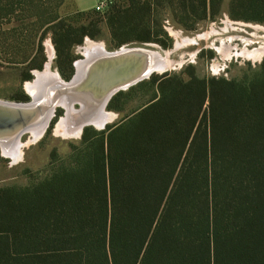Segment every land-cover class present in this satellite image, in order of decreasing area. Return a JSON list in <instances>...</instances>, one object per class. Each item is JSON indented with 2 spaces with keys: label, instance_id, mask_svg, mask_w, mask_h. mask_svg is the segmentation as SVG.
Segmentation results:
<instances>
[{
  "label": "trees",
  "instance_id": "obj_1",
  "mask_svg": "<svg viewBox=\"0 0 264 264\" xmlns=\"http://www.w3.org/2000/svg\"><path fill=\"white\" fill-rule=\"evenodd\" d=\"M63 2L0 0V36L26 79L48 33L67 79L73 49L99 34L101 13L75 24ZM223 2L129 0L104 17L117 47L161 43L165 10L194 30ZM228 15L264 23V0H231ZM108 109L120 117L54 148L28 183L0 186V264H264V60L235 77L154 73Z\"/></svg>",
  "mask_w": 264,
  "mask_h": 264
},
{
  "label": "rangeland",
  "instance_id": "obj_2",
  "mask_svg": "<svg viewBox=\"0 0 264 264\" xmlns=\"http://www.w3.org/2000/svg\"><path fill=\"white\" fill-rule=\"evenodd\" d=\"M230 1L224 0L222 13L217 18L200 23L194 30H185L176 25L169 16L170 11H164L168 16L163 21V28L167 35L160 36L161 43H150L155 45L152 47L154 49L169 52L170 58L175 62L165 72L180 71L188 65H193L200 75L235 77L241 75L249 65L255 67L264 60V23L232 19L228 15ZM85 2L94 4V0H85ZM115 5L126 7L129 5V0H113L108 10ZM106 11L101 13L102 20L99 21L98 36L96 38L86 37L82 44L73 49L75 59L73 73L69 79L61 74V69L55 62L57 55L51 33H48L43 40L45 55L43 67L33 69L30 79H26L29 72L27 63L10 64V60H20L22 57L15 52V49L8 50V45L3 41L4 37L0 36V100L31 101L32 97L27 84L34 82L37 77L36 71L45 70L50 61L52 70L59 73L64 80L70 81L75 73V63L85 57L83 50L88 41L103 43L110 51L119 49L120 47H117L116 44L118 39L113 37L106 17H104ZM59 13L75 24L86 22L87 16H81L78 12L70 11L66 7L60 8ZM12 26L13 24L3 27L6 30ZM24 34H30V32L25 31ZM18 37L21 41V35ZM186 39H196V41L187 42ZM162 43H166L168 46L165 47ZM144 44L126 43L125 45L144 46ZM35 53L32 54V58ZM40 59L41 55L37 54L36 62ZM162 73L158 72L157 74ZM25 96H28V99H23ZM132 105V102H128L127 109ZM75 108L79 109L80 105L76 103ZM106 111L112 114L108 124L120 117V113L110 110L108 107ZM65 114L66 108L58 106L48 128L38 138H35L30 131L25 132L22 135L20 152L16 157L6 155L0 146V186L28 183L35 171L43 169L48 164L50 153L54 148L64 153L69 149L70 142L80 139L82 135L80 132L79 134H65L59 128V122L65 117Z\"/></svg>",
  "mask_w": 264,
  "mask_h": 264
},
{
  "label": "bare ground",
  "instance_id": "obj_3",
  "mask_svg": "<svg viewBox=\"0 0 264 264\" xmlns=\"http://www.w3.org/2000/svg\"><path fill=\"white\" fill-rule=\"evenodd\" d=\"M186 41L195 42L196 39H186ZM128 48L129 47L125 46L121 50H112L114 52L117 51L112 54L117 55V58H111L109 60L106 58V52L104 51L110 50H108L103 43L88 41L83 52L84 56L87 57L89 61H93V65L86 66V62V64H84L82 60L77 61L78 68L87 70V74L80 85H69V81L64 80L59 73L52 70L51 61L47 64L45 70L36 71L37 77L35 81L28 82L27 84L32 100L26 104V106H23L25 107L23 109L25 114L35 113L32 118V123H29L27 128L21 130L19 133L3 134L5 135L4 138L0 139L3 152L6 153V155L16 157L20 152L23 133L28 130L35 138H38L48 128L49 121L53 116V110L58 106H64L67 110V116L61 119L59 128L62 129L65 134H79L81 124L83 123L81 120L83 116H80L81 112L72 110L74 101L71 99L75 98V96H79L76 97V101L80 98H84L86 101L93 102L95 106L97 105L94 107L92 112L93 115L88 117L84 116L83 120L86 119L99 125L97 117L99 120L103 112L105 119L110 121L112 114L103 110L102 104L107 91L113 87H117V85H124L136 77L144 75L147 69L151 67V64L153 65L157 57L160 58L158 62L166 67L165 70H169V66L171 67L173 65L172 63L174 61L170 58L169 52L154 48L151 49L156 52L144 51L141 49L130 50ZM159 54H161V56ZM136 64H138L137 67ZM140 64L141 66H139ZM157 71L159 72V70ZM123 74H125L122 76L123 78L118 77ZM116 78L122 80L118 81L119 79ZM114 79L119 83H115L117 81H114ZM70 91L73 92V94H70ZM79 102L81 101L79 100Z\"/></svg>",
  "mask_w": 264,
  "mask_h": 264
},
{
  "label": "water",
  "instance_id": "obj_4",
  "mask_svg": "<svg viewBox=\"0 0 264 264\" xmlns=\"http://www.w3.org/2000/svg\"><path fill=\"white\" fill-rule=\"evenodd\" d=\"M125 46L129 47L128 49H130V50L141 49V50H144V51H152L151 48L154 47L155 45L151 44V43H145L144 46L122 45L119 49L121 50ZM104 52H106V58L109 59V60L111 58H117V55H112V54L116 53L117 51L114 52V51L105 50ZM152 52H156V51L153 50ZM157 52H159V51H157ZM159 55L161 56V54H159ZM119 57H122V56H119ZM159 59L160 58L157 57V59L154 61L153 65L151 64L152 68L151 67L148 68L144 75L138 76L135 79L131 80L130 82H128V83H126L124 85H119V86L117 85V87H113V88L111 87L112 89L107 91V93L104 96V99H103V102H102L103 110H106V108L108 107L110 99L117 92H119L120 90L128 89L130 86H132V85H134V84H136V83H138V82H140V81H142L144 79L149 78L152 74L158 73L157 70H159L160 73L167 71V70H165L166 67L164 65H162V63L158 62ZM82 61H84V64L87 63L86 66H88V65L91 66V64L93 65V63H92L93 61L92 60L89 61L87 57H84V59H82ZM137 66H138V64H136V67ZM139 66H141V64ZM82 67H83V65H82ZM75 68H76L75 69V73H74L73 77L71 78V80L69 81V85H71V84L72 85L73 84H76V85L79 84L80 85L82 83V80H84V78H85V76L87 74V70L86 69L82 70V68H78L77 67V62L75 63ZM124 75L125 74L119 75L118 77L121 78ZM120 78H116V79H119L118 81H121L122 79L120 80ZM116 79H114V81H117ZM118 81L115 82V83L118 84L119 83ZM70 94H73V92L70 91ZM76 97H79V96H75V98L71 99L72 101H74L72 110L81 112L80 116H83V117L84 116L88 117L90 115H93L92 112L94 110V107H96L97 105L95 106V104L93 102L86 101V100H84V98L83 99H81V98L79 99L81 102H79V100L76 101L75 100ZM85 101H86V103H85ZM29 102H10V101L0 100V139L4 138L5 135H3V134H6V133H19L21 130L26 129L27 126L29 125V123H32V118L34 117L35 113H30V114L27 115V114L24 113V110H23L25 108L23 106H26V104H28ZM76 103H78L80 105L79 109L75 108V104ZM55 110L56 109L53 110V115H54ZM100 113H101V111H100ZM98 115H100V114H98ZM66 116H67V113L65 114V117ZM83 117L81 119L83 121V123L81 124V128H80V133L81 134H82V132H83V130H84V128L86 126L93 125L96 128H98V129H104L108 125V122H109V121H107L105 119L103 112L101 113V117H100L99 120H98V117H97V121H99V125L95 124L94 122L88 121L86 119L83 120ZM51 119L49 121V124L51 122ZM49 124H48V126H49ZM27 131L28 130H26L25 132H27ZM0 146L2 148L1 141H0Z\"/></svg>",
  "mask_w": 264,
  "mask_h": 264
},
{
  "label": "crops",
  "instance_id": "obj_5",
  "mask_svg": "<svg viewBox=\"0 0 264 264\" xmlns=\"http://www.w3.org/2000/svg\"><path fill=\"white\" fill-rule=\"evenodd\" d=\"M95 6V0L94 4H88L85 2V0H64L61 8L66 7L70 9V11H86V10H92Z\"/></svg>",
  "mask_w": 264,
  "mask_h": 264
},
{
  "label": "built area",
  "instance_id": "obj_6",
  "mask_svg": "<svg viewBox=\"0 0 264 264\" xmlns=\"http://www.w3.org/2000/svg\"><path fill=\"white\" fill-rule=\"evenodd\" d=\"M112 3L113 0H95L94 10L99 13H104Z\"/></svg>",
  "mask_w": 264,
  "mask_h": 264
}]
</instances>
